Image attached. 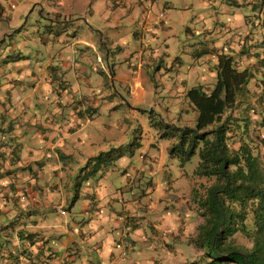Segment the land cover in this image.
<instances>
[{
  "label": "crops",
  "instance_id": "crops-1",
  "mask_svg": "<svg viewBox=\"0 0 264 264\" xmlns=\"http://www.w3.org/2000/svg\"><path fill=\"white\" fill-rule=\"evenodd\" d=\"M18 1L17 5L9 4V10L0 4V44L6 45L7 37L26 35L28 21L37 22V36L26 35L18 46H0V264H142L143 257L147 264H174L173 244L189 243L201 218L193 197L190 202L188 195H176L175 176L165 167V154L171 145L163 147L158 141L160 153L151 159L159 173L145 190L143 186L136 188L134 182L147 168L127 163L123 155L104 160L116 146L129 140L136 144L143 161L158 138L149 119L139 113L144 76L148 75L141 64L145 48L153 58L147 38L154 33L153 26L167 24L160 9L167 7L168 1ZM143 18L141 32L135 33L140 34L142 43L138 53L135 48L117 49L128 36L120 35L117 24L122 21L126 26ZM218 27L222 31L219 38L200 39L189 50L192 60H200L202 50L214 49L242 58V67L253 65L254 60L242 52L255 51L254 34L236 25ZM204 32H208L205 27L198 34ZM134 52L139 54L138 61L131 55ZM172 59V68H180L179 58ZM207 59L213 65L216 62L215 56L206 54L198 66L204 63L214 79L213 65H208ZM126 61L138 64H122ZM255 71L247 88L260 92L261 72ZM191 72L186 81L193 82L186 91L196 85L212 87L213 83H205L207 74L202 70H194L192 77ZM249 102L240 101L232 109L238 120L227 141L235 140L238 145L234 149L243 139L255 141L254 154L260 155L264 153V103L254 106V101ZM194 120L195 116L190 125ZM137 122L140 128L132 132ZM125 123H131L129 133L124 132ZM126 164L130 176L125 174ZM148 169L156 171L153 165ZM121 171L124 174L118 177ZM76 173L83 174L78 181ZM201 180L193 178L190 195ZM158 206L161 214L151 216ZM185 211L196 215L193 222L187 213L181 215ZM146 224L152 234L143 237ZM155 237L167 251L165 257L157 258L159 248L151 241ZM137 238L151 243L142 247ZM189 244L195 254L196 248Z\"/></svg>",
  "mask_w": 264,
  "mask_h": 264
},
{
  "label": "rangeland",
  "instance_id": "rangeland-1",
  "mask_svg": "<svg viewBox=\"0 0 264 264\" xmlns=\"http://www.w3.org/2000/svg\"><path fill=\"white\" fill-rule=\"evenodd\" d=\"M168 6L161 8L160 12L165 13V18L167 24L163 27L160 25L153 26L152 30H154L152 37L150 38V34L147 38V44L149 47L150 54L153 53V58L150 59L148 56V49H144V55L142 60V69L148 72L147 78L144 76V87L145 91L142 96V100L140 102L139 113L141 112L143 116L149 119V124L153 126L154 132L153 135H157L158 138H154L152 141V145L148 155L142 159L139 157L138 149L136 148V144L134 142H130L126 140L123 145L116 146V148L112 151L110 155H105L104 160H107L109 156H112L115 160L117 157L125 156V159L128 161H132L138 163V166H144L147 170L144 172L143 176L136 179L134 184H137L136 188L148 186L149 184H154L151 182L153 179L154 182L157 180V176L159 171L158 167L155 165V161L151 159V155H159L160 148L158 141H161L164 146L172 145L173 142H176L177 136L175 138H170L167 136H162L161 133L171 132L174 135V131L178 128H183L185 126L193 127L190 125V122L194 119L195 112L190 108L189 101L186 97V88L191 85L193 80L186 81V75L188 72H191V77L194 75V70H197L199 73L202 70L207 77L205 79V83L207 86H210L214 79L211 77L210 70H206L204 63L201 66H198L200 62L206 57V54H200L201 58L199 60L195 58L192 60V54H189L190 49H194L195 44H198L200 39L204 38H219L222 31L219 29V24L223 25L222 28L228 25H236V27L242 29L244 32L247 31V34H254V39L257 41L260 38L261 29L260 27L255 29L254 27H250V23L253 22L256 24L259 21V9L260 6H256V9H253L254 5L260 3L261 0H167ZM14 3L13 5L19 4L17 0H0V4L5 7L6 10H9V4ZM255 12V13H254ZM38 14V11H37ZM246 15V16H245ZM245 16V17H243ZM168 18V20H167ZM256 18V19H255ZM142 20H137L136 23H127L125 26L124 22H120L117 24V30L120 35L127 33V38L124 37L125 42H120L119 50L133 49L137 50L138 53L139 46L142 45L140 40V34L137 36L136 32H141V24ZM244 20L246 22H244ZM248 20V23H247ZM28 21L24 28L27 30V37L34 35L37 36V32L34 30L37 28V22L33 21V24ZM5 23V22H4ZM22 24V23H21ZM23 26V25H22ZM248 26L251 29H248ZM203 27L206 28L208 32H204L203 34H198L203 32ZM217 27V28H216ZM23 27H20L19 31L22 30ZM192 33H190V32ZM235 31V30H234ZM252 31V32H251ZM113 32V31H112ZM214 32V33H213ZM213 33V35H211ZM223 33H226L224 30ZM215 34V35H214ZM26 35L23 33L20 36L7 37L6 45L2 46L6 48L7 46L15 45L18 46L21 42L26 39ZM226 35V34H225ZM210 36V37H209ZM252 38V37H251ZM154 39V40H153ZM217 41V39H216ZM1 47V48H2ZM117 49L112 48L115 52ZM135 52L131 55H136L137 61L139 60V54ZM179 58V64L181 67L175 66L172 58ZM129 59V57H128ZM199 60V63H198ZM210 65H213L211 59H207L206 61ZM122 64L134 65L137 66L138 62H124ZM144 64V65H143ZM204 74V75H205ZM106 81L109 80L107 77ZM261 79V78H260ZM259 79V80H260ZM195 80V78H194ZM115 86L118 88L117 83L115 82ZM212 86V85H211ZM252 86H250L251 88ZM190 88V87H189ZM249 88V89H250ZM119 89V88H118ZM250 91V90H249ZM128 96V95H127ZM128 100V99H127ZM243 102H253L255 104L264 103V93L262 90L260 92H256L251 90L246 95L241 98ZM128 102V101H127ZM250 103V102H249ZM129 105L133 107H137L135 104H132L129 101ZM263 107V105L261 106ZM254 110V109H253ZM131 123H125L124 132L129 133L128 129ZM140 128V122L134 123L132 128V132L135 129ZM139 131V130H138ZM124 132L122 133L124 135ZM157 132V134H156ZM160 132V134H159ZM122 134L119 136L121 137ZM227 144L230 148L234 149L237 147V143L235 140L227 141ZM234 145V146H232ZM170 148V147H169ZM134 153L132 154V151ZM166 151V150H165ZM264 159V153L259 155ZM99 160V156L97 157ZM198 163V153L197 151L193 156H191L188 160L181 162L177 157L171 156L169 150L165 154V167L170 170V174H174L175 182L177 184V188H175V192L177 196L182 197L183 195H188L186 198L188 201H193L196 203V198L199 194H203L205 192L206 187L210 186L214 182V178L207 177H199L202 179L201 182H196L197 187L194 188L193 196L190 195V188L194 187L193 178L195 177L194 170ZM126 172L125 174H130L129 164H126ZM149 165H153L155 172H149ZM124 171L118 173L117 176L122 177ZM163 176V175H162ZM166 173L164 174V177ZM75 180L78 181L83 177V174L76 173L74 175ZM173 179V175H172ZM121 182V181H120ZM164 181H161V187H164ZM145 190V189H144ZM129 189L127 190V192ZM194 203V204H195ZM196 205V204H195ZM176 206L175 202L170 207L171 210ZM191 206H194L191 204ZM172 213V212H171ZM187 213V218L189 221H194L196 215L192 212L185 211L182 212V216ZM143 214V213H142ZM161 214L160 206L156 207L155 211L152 212L151 216L155 217ZM174 214H178V210L174 209ZM197 214L200 216L199 212ZM202 223L204 220L200 216ZM199 223V224H200ZM196 229V228H195ZM143 231V237L150 236L152 234V230L149 225H145ZM197 232V230H196ZM195 232V234H196ZM194 234V235H195ZM193 235V236H194ZM134 237V236H133ZM152 239V238H151ZM234 240L237 243L243 244L245 246H249V242L242 237L240 234L236 233L234 235ZM152 245L158 246L159 250L157 252V258L165 257L166 250L161 246V241L158 240V237H155L151 240ZM151 241L146 239L143 241L142 238H137L138 243H143L142 247H146L147 243L150 244ZM172 243V242H171ZM173 244V243H172ZM174 251L171 252V256L174 259V264H200L203 260L201 258V251L196 249V253H193V247L187 242H175L173 244ZM127 259V258H126ZM142 264H147V260L143 257L141 259Z\"/></svg>",
  "mask_w": 264,
  "mask_h": 264
},
{
  "label": "trees",
  "instance_id": "trees-1",
  "mask_svg": "<svg viewBox=\"0 0 264 264\" xmlns=\"http://www.w3.org/2000/svg\"><path fill=\"white\" fill-rule=\"evenodd\" d=\"M256 6H260V18L256 24L252 20L250 26L260 27V38L252 45L255 51L242 52L254 64L242 67V58L214 49L202 50L201 54L216 58L215 77L210 89L196 85L186 91L196 113L193 127L178 128L174 135L161 133L170 138L177 136L169 148L171 156L183 162L197 151L195 176L214 178L196 197L195 208L204 221L189 238V243L201 251L200 264H264V159L254 154L255 141L243 139L237 149L227 144V134L238 120L231 111L249 92L247 84L255 78V70L261 72L259 82L264 93V0L253 9ZM236 233L250 245L237 243Z\"/></svg>",
  "mask_w": 264,
  "mask_h": 264
},
{
  "label": "built area",
  "instance_id": "built-area-1",
  "mask_svg": "<svg viewBox=\"0 0 264 264\" xmlns=\"http://www.w3.org/2000/svg\"><path fill=\"white\" fill-rule=\"evenodd\" d=\"M125 253V250H123V254Z\"/></svg>",
  "mask_w": 264,
  "mask_h": 264
}]
</instances>
